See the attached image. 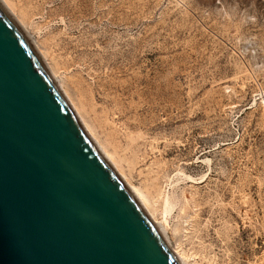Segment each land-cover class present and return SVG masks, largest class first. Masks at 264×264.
<instances>
[{"label": "rangeland", "instance_id": "1", "mask_svg": "<svg viewBox=\"0 0 264 264\" xmlns=\"http://www.w3.org/2000/svg\"><path fill=\"white\" fill-rule=\"evenodd\" d=\"M0 1L167 246L185 264H260L264 0ZM90 89L128 110L119 122L136 124L128 133L140 168L83 105Z\"/></svg>", "mask_w": 264, "mask_h": 264}, {"label": "water", "instance_id": "2", "mask_svg": "<svg viewBox=\"0 0 264 264\" xmlns=\"http://www.w3.org/2000/svg\"><path fill=\"white\" fill-rule=\"evenodd\" d=\"M0 264H181L1 1Z\"/></svg>", "mask_w": 264, "mask_h": 264}, {"label": "bare ground", "instance_id": "3", "mask_svg": "<svg viewBox=\"0 0 264 264\" xmlns=\"http://www.w3.org/2000/svg\"><path fill=\"white\" fill-rule=\"evenodd\" d=\"M17 1L19 2L20 5H25V6L29 5L31 2V0H17ZM35 12H36V10H32L31 15H34ZM37 54L39 55L40 59L43 62V59L41 58V55L39 54V52H37ZM43 64H44V62H43ZM72 65H73L72 61L63 62L61 65V68H62L61 70L63 72H65ZM50 75H51V73H50ZM51 77L53 78L52 75H51ZM108 78H110V77H108ZM53 80H54V78H53ZM54 82L56 83L55 80H54ZM95 82L97 83L95 88L101 89V91L105 90V88H106L105 86H107V84H105L103 81H100L97 79L95 80ZM76 84L80 88V83L77 82ZM56 85L58 86L57 83H56ZM58 88L61 91L62 95L64 96L65 100L67 101L68 105L72 109V111L75 114L76 118L78 119L79 123L82 125V127L85 129L87 134L93 140L95 145L98 147V149L104 155L106 160L112 166V168L117 173V175L120 177V179L125 184V186L128 188L130 193L133 195L135 200L138 202L140 207L143 209V211L145 212V214L147 215L149 220L152 222V224L154 225V227L156 228V230L158 231V233L160 234L162 239L165 241V244L167 245L165 235H164V228L162 225L155 222V220L153 218V214L151 213V211L149 212V210L146 208L147 206H146V202H145L144 198L141 197L140 195H138L137 192L131 186H129V184H127V182L124 180V178L117 172V170L114 167V163L110 160V158L108 157L106 152H104L100 148L99 144H97V142L95 141V139L93 138V136L91 134L90 129H88L87 126H85L83 119H81V116L77 112L76 108L74 107V105L70 102L69 98L67 97L68 95L66 94V92H64L62 90V88H60L59 86H58ZM88 91H89V93L84 95V104L83 105L87 108V110H89V112H91L93 114V116L95 118V122L98 124V126L101 129H103L106 132V134L112 139V141L114 142V147L116 149H118L121 152L122 156L130 162V163L129 162L128 163L131 165V170L140 168L144 162L137 160L136 156L134 155L133 149L136 147V145L134 144L133 141L131 142V139H129L130 137H129V133H128V132H130L129 130L131 128L136 126V124H134V122H131L129 120H124V121L119 122L121 117H123L128 112V110H125V108H123L122 104L120 103V101L118 99L111 98L109 100V97L106 93L103 97L96 98V95L94 94L93 89H90ZM99 99L101 100V102H98ZM109 101L112 103V106H110V107L108 106ZM117 124H120V126H122L124 128V132H121V131H119V133L116 132L115 125H117ZM139 173L141 174L140 171H139ZM168 210L169 209H168V206L166 204L164 206V210H163L164 214L169 212ZM167 247L176 256V258L180 261L181 264H185L184 259L180 253L171 249L169 247V245Z\"/></svg>", "mask_w": 264, "mask_h": 264}, {"label": "built area", "instance_id": "4", "mask_svg": "<svg viewBox=\"0 0 264 264\" xmlns=\"http://www.w3.org/2000/svg\"><path fill=\"white\" fill-rule=\"evenodd\" d=\"M260 264H264V256H263V258L261 259Z\"/></svg>", "mask_w": 264, "mask_h": 264}]
</instances>
